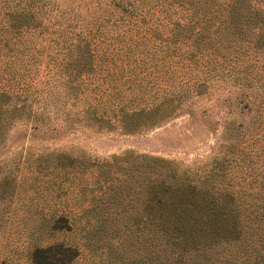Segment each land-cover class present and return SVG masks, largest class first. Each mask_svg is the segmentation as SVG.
Here are the masks:
<instances>
[{
	"label": "trees",
	"instance_id": "trees-1",
	"mask_svg": "<svg viewBox=\"0 0 264 264\" xmlns=\"http://www.w3.org/2000/svg\"><path fill=\"white\" fill-rule=\"evenodd\" d=\"M254 85L259 95L264 0H0V137L21 118L32 130L136 133L229 87L209 165L112 156L130 164L102 193H127L131 165L139 175V208L119 220L140 232L143 253L124 264H264V104H253ZM47 155L63 176L81 164L66 152ZM52 216L51 229L71 228L69 214ZM79 255L75 245L48 241L29 262L72 264Z\"/></svg>",
	"mask_w": 264,
	"mask_h": 264
},
{
	"label": "rangeland",
	"instance_id": "rangeland-1",
	"mask_svg": "<svg viewBox=\"0 0 264 264\" xmlns=\"http://www.w3.org/2000/svg\"><path fill=\"white\" fill-rule=\"evenodd\" d=\"M228 89L219 87L209 96L193 97L172 118L136 133L77 127L50 132L30 129L25 118L14 120L0 137V184L6 178L10 181L7 188H0V264H30L33 247L48 241L77 246L80 255L72 264H124L126 256L138 263L143 253L140 232L128 233L119 218L124 209L139 208V175L131 165L127 193H102L111 179L118 178L114 182L120 184L122 168L130 164L123 157V166H118L112 156L147 154L182 169L209 165L220 150L222 122L230 110L221 98ZM256 92L254 85L253 104L262 106L264 89ZM52 152H66L81 164L63 176L47 155ZM96 159L102 168L86 163ZM58 212L69 214V230L51 229L52 213ZM94 216L98 234L92 227L97 224Z\"/></svg>",
	"mask_w": 264,
	"mask_h": 264
}]
</instances>
